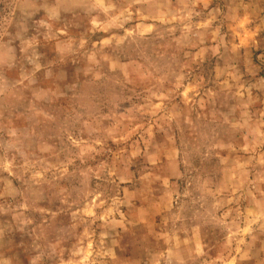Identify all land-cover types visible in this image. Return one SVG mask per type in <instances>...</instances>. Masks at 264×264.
I'll use <instances>...</instances> for the list:
<instances>
[{"label": "rangeland", "instance_id": "obj_1", "mask_svg": "<svg viewBox=\"0 0 264 264\" xmlns=\"http://www.w3.org/2000/svg\"><path fill=\"white\" fill-rule=\"evenodd\" d=\"M0 264H264V0H0Z\"/></svg>", "mask_w": 264, "mask_h": 264}]
</instances>
